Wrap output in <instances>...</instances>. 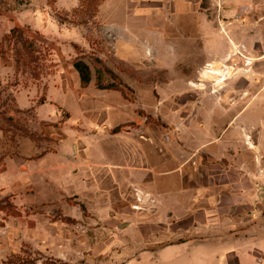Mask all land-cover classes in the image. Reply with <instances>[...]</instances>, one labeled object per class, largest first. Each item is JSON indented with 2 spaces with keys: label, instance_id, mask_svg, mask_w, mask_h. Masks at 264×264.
<instances>
[{
  "label": "rangeland",
  "instance_id": "obj_1",
  "mask_svg": "<svg viewBox=\"0 0 264 264\" xmlns=\"http://www.w3.org/2000/svg\"><path fill=\"white\" fill-rule=\"evenodd\" d=\"M261 7L0 0V264L129 262L136 232L109 183L135 141L158 176L219 171L262 206Z\"/></svg>",
  "mask_w": 264,
  "mask_h": 264
},
{
  "label": "crops",
  "instance_id": "obj_2",
  "mask_svg": "<svg viewBox=\"0 0 264 264\" xmlns=\"http://www.w3.org/2000/svg\"><path fill=\"white\" fill-rule=\"evenodd\" d=\"M130 149L129 158L122 151V161L115 162L121 176L109 183L114 185L118 215L124 218L121 224L136 232V245L125 264H264L263 201L260 206L243 190L219 182L224 174L219 171L192 175L169 169L158 176L138 141ZM93 161L89 165L98 169L115 165L109 158Z\"/></svg>",
  "mask_w": 264,
  "mask_h": 264
},
{
  "label": "trees",
  "instance_id": "obj_3",
  "mask_svg": "<svg viewBox=\"0 0 264 264\" xmlns=\"http://www.w3.org/2000/svg\"><path fill=\"white\" fill-rule=\"evenodd\" d=\"M74 67L77 69L80 75V79L84 83H88L91 80V73H90V68L87 63L84 61H76L74 63ZM98 86L102 89H120L116 84H108V85H103L102 83H98Z\"/></svg>",
  "mask_w": 264,
  "mask_h": 264
},
{
  "label": "bare ground",
  "instance_id": "obj_4",
  "mask_svg": "<svg viewBox=\"0 0 264 264\" xmlns=\"http://www.w3.org/2000/svg\"><path fill=\"white\" fill-rule=\"evenodd\" d=\"M237 52V51H236ZM211 67L210 68H212V65H210ZM210 68L209 69H206L205 70V72L204 73H212V72H214V71H212V69L210 70ZM223 74H219L220 76H224V78H228V77H226V75L224 74V72H222Z\"/></svg>",
  "mask_w": 264,
  "mask_h": 264
},
{
  "label": "water",
  "instance_id": "obj_5",
  "mask_svg": "<svg viewBox=\"0 0 264 264\" xmlns=\"http://www.w3.org/2000/svg\"><path fill=\"white\" fill-rule=\"evenodd\" d=\"M146 199H147V196H144V197H143V202H144V203H145ZM263 203H264V199H263Z\"/></svg>",
  "mask_w": 264,
  "mask_h": 264
}]
</instances>
